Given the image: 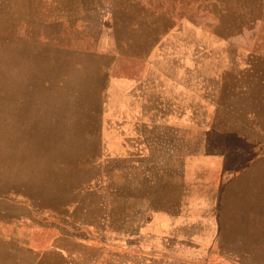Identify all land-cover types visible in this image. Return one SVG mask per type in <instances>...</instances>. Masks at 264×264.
Segmentation results:
<instances>
[{
  "label": "rangeland",
  "instance_id": "rangeland-1",
  "mask_svg": "<svg viewBox=\"0 0 264 264\" xmlns=\"http://www.w3.org/2000/svg\"><path fill=\"white\" fill-rule=\"evenodd\" d=\"M0 264H264V0H0Z\"/></svg>",
  "mask_w": 264,
  "mask_h": 264
},
{
  "label": "bare ground",
  "instance_id": "bare-ground-1",
  "mask_svg": "<svg viewBox=\"0 0 264 264\" xmlns=\"http://www.w3.org/2000/svg\"><path fill=\"white\" fill-rule=\"evenodd\" d=\"M5 56V55H4ZM9 56V55H8ZM34 57V56H33ZM10 58H8V60H9ZM32 60V59H31ZM36 62H37V60H35ZM29 63V62H28ZM8 66V65H7ZM25 79V78H24ZM22 84V83H21ZM12 95V94H11ZM44 95V94H43ZM42 95V96H43ZM46 97V96H45ZM33 107V106H32ZM32 110H33V108H32Z\"/></svg>",
  "mask_w": 264,
  "mask_h": 264
}]
</instances>
